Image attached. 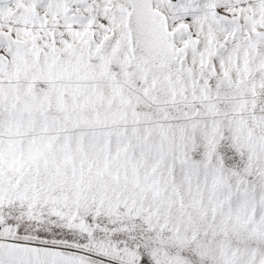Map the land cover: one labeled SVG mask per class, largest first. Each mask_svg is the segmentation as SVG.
Masks as SVG:
<instances>
[{"label": "snow or ice", "instance_id": "1", "mask_svg": "<svg viewBox=\"0 0 264 264\" xmlns=\"http://www.w3.org/2000/svg\"><path fill=\"white\" fill-rule=\"evenodd\" d=\"M0 264H264V0H0Z\"/></svg>", "mask_w": 264, "mask_h": 264}]
</instances>
